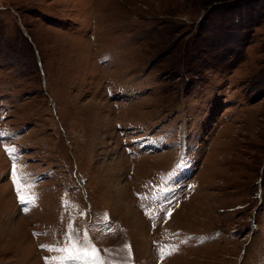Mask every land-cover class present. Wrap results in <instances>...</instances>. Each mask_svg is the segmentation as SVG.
Returning a JSON list of instances; mask_svg holds the SVG:
<instances>
[{"label": "rangeland", "instance_id": "1", "mask_svg": "<svg viewBox=\"0 0 264 264\" xmlns=\"http://www.w3.org/2000/svg\"><path fill=\"white\" fill-rule=\"evenodd\" d=\"M0 264H264V0H0Z\"/></svg>", "mask_w": 264, "mask_h": 264}]
</instances>
